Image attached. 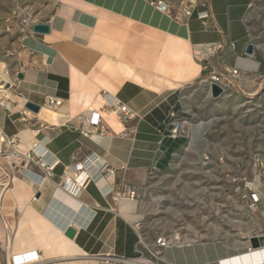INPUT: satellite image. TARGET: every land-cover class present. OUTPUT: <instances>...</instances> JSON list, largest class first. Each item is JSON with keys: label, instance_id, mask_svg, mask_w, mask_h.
<instances>
[{"label": "crops", "instance_id": "0c3cea01", "mask_svg": "<svg viewBox=\"0 0 264 264\" xmlns=\"http://www.w3.org/2000/svg\"><path fill=\"white\" fill-rule=\"evenodd\" d=\"M187 1L166 0L160 10L147 0H59L47 19L35 22L50 24L49 34L26 31L20 66L0 91L1 140L55 168L44 177L21 159L1 199L0 264H226L251 255L247 239L237 247L175 243L157 259L150 251L155 241L141 239L137 201L114 195L169 170L187 151L188 137L167 133L171 114L190 120L183 92L204 88L201 79L209 75L196 61L194 46L220 45L207 66L226 76V91L264 86V59L250 29L257 0H202L206 7L198 6L191 18L180 12ZM204 11L207 26L198 18ZM250 43L253 55L246 54ZM47 97L63 99V105L52 110ZM113 101L137 117L124 124L105 108ZM27 103L40 111L28 110ZM90 110L104 124L85 137L80 129ZM81 174L92 180L71 194L67 180ZM69 227L76 231L72 239L66 236Z\"/></svg>", "mask_w": 264, "mask_h": 264}, {"label": "rangeland", "instance_id": "374dc122", "mask_svg": "<svg viewBox=\"0 0 264 264\" xmlns=\"http://www.w3.org/2000/svg\"><path fill=\"white\" fill-rule=\"evenodd\" d=\"M58 1L0 0V61L8 75L20 66L28 27L47 19ZM250 29L264 59V0L251 11ZM182 101L190 117L180 120L189 138L187 151L169 170L149 174L133 190L141 239L148 244L162 236L171 244L221 241L237 247L264 232V86L230 89L215 100L196 85L183 92ZM10 146L0 138V205L21 166ZM255 190L262 194L257 210L243 197Z\"/></svg>", "mask_w": 264, "mask_h": 264}, {"label": "built area", "instance_id": "2783aa9c", "mask_svg": "<svg viewBox=\"0 0 264 264\" xmlns=\"http://www.w3.org/2000/svg\"><path fill=\"white\" fill-rule=\"evenodd\" d=\"M147 1L152 6L156 7L157 9L165 10L167 8L166 0H147ZM198 6L206 7V4L202 0H188L185 4H182L180 12L186 18H191L194 15L195 9ZM198 18L203 22L205 26H207V20L209 19V13L207 11L201 12L198 14ZM28 31L30 33H33V31L31 30V27L30 29L28 27ZM219 48H220V45L217 43L196 45L193 47V54H194L196 61L202 66L203 71L209 73V75L205 78H202L200 82L201 84H203L204 88L208 89L209 92H211L212 85H217L221 87L224 91H226L223 85V82L226 76L223 73L210 72L209 67L207 66V62L217 55ZM231 74L233 76L238 75V70L237 69L233 70ZM6 86H7V83H1L0 91L5 90ZM63 102H64L63 99H60L57 97H47L46 98V106L52 110H56L60 108L63 105ZM0 106H4V102L0 103ZM105 108L112 115H115L116 117H118L121 120V122H123L124 124H127L128 122L134 120L137 117V115L134 114L127 105L119 101H113L112 103L106 105ZM24 118H26V116ZM171 118H173V120L170 122L169 127L172 126L173 129L168 130L167 136L172 139L183 137L185 133V128H186L185 123L180 122V120L176 118L175 114H171ZM23 120L26 121L25 119ZM103 124L104 122L100 118V114L98 112H95L94 110H90L83 118L82 128L80 129V131L82 135L85 137H93L96 133H98L103 128ZM127 132L129 134H133L135 132V129L130 128L129 131ZM11 156L16 159L23 158L27 165L35 166L39 168L40 170L44 172V177H50L52 175V171L55 168V164L52 166H46L40 160V158L36 156L34 152L28 153L27 155L23 156L16 150H14ZM84 168L86 169L87 166ZM112 174H113V171L110 170L109 175H112ZM91 180L92 178L89 174H81V176L75 182H72L70 181V179H68L67 183L70 187L69 192H71V194H74V195L78 194L80 190L83 189ZM114 195L115 197L134 199L136 193L135 191L133 190L131 191L126 188V189L114 191ZM261 195H262L261 193L255 190L254 192H251V194H248V195L246 194L243 197L245 199H248L250 203V207L253 210H257L259 203L261 202V198H262ZM170 246H171L170 240L161 236L159 239L155 241L154 248L151 249L150 251L154 257L159 259L157 256L162 255L161 250H166ZM119 260L125 261V259H119Z\"/></svg>", "mask_w": 264, "mask_h": 264}, {"label": "water", "instance_id": "95a60500", "mask_svg": "<svg viewBox=\"0 0 264 264\" xmlns=\"http://www.w3.org/2000/svg\"><path fill=\"white\" fill-rule=\"evenodd\" d=\"M32 31L35 35H47L50 33L51 31V26L50 24L47 23H34L32 25ZM254 45L252 43H250L248 45V49H247V55H253L254 53ZM225 91L217 86V85H212L211 88V96L213 99H219L220 97H222L224 95ZM26 108L30 111H33L35 113H38L40 111V107L33 104V103H27ZM173 127L170 126L169 130H172ZM76 234L75 229H73L72 227H69L66 231V236L69 238H74ZM250 248L249 251L252 249H258L262 246H264V235H260V236H252L248 239Z\"/></svg>", "mask_w": 264, "mask_h": 264}, {"label": "bare ground", "instance_id": "6f19581e", "mask_svg": "<svg viewBox=\"0 0 264 264\" xmlns=\"http://www.w3.org/2000/svg\"><path fill=\"white\" fill-rule=\"evenodd\" d=\"M6 64L4 62H1L0 61V84L1 83H7L10 81L9 79V75L8 73L6 72ZM0 138H2V133L0 131ZM3 140V139H2ZM14 158V157H13ZM10 159V158H9ZM16 159V158H15ZM1 225V224H0ZM2 234V230H1V226H0V236ZM3 236V235H2ZM254 250V251H253ZM251 251V255L250 256H246L244 258H241L239 259L240 260V263L241 264H244V263H248L249 262V259L251 262H254L255 264H264V246L258 248V249H252L250 250ZM30 255V254H29ZM248 255V254H247ZM27 256V254H26ZM239 258V257H238ZM238 260V261H239ZM21 261V260H20ZM23 261V260H22ZM234 262L232 261H229L228 263L226 264H238V261L237 260H233ZM24 262V261H23ZM138 264L141 263V262H137ZM145 264H149V263H145Z\"/></svg>", "mask_w": 264, "mask_h": 264}, {"label": "trees", "instance_id": "16d2710c", "mask_svg": "<svg viewBox=\"0 0 264 264\" xmlns=\"http://www.w3.org/2000/svg\"><path fill=\"white\" fill-rule=\"evenodd\" d=\"M173 120V118H171V121ZM170 121V122H171ZM178 139V138H177ZM186 142V139H184L183 141H181V145L184 144Z\"/></svg>", "mask_w": 264, "mask_h": 264}]
</instances>
